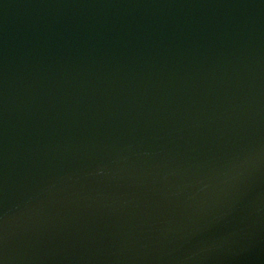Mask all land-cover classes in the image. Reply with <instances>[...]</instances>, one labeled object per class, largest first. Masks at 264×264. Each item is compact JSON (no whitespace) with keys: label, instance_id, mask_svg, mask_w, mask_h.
Listing matches in <instances>:
<instances>
[{"label":"water","instance_id":"water-1","mask_svg":"<svg viewBox=\"0 0 264 264\" xmlns=\"http://www.w3.org/2000/svg\"><path fill=\"white\" fill-rule=\"evenodd\" d=\"M0 264H264V0H0Z\"/></svg>","mask_w":264,"mask_h":264}]
</instances>
